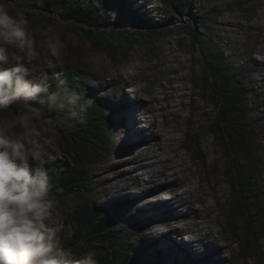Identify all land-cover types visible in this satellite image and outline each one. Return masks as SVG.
<instances>
[{
	"label": "rangeland",
	"instance_id": "rangeland-1",
	"mask_svg": "<svg viewBox=\"0 0 264 264\" xmlns=\"http://www.w3.org/2000/svg\"><path fill=\"white\" fill-rule=\"evenodd\" d=\"M54 1L57 7L49 10L37 0H8L13 14L28 19L37 52L30 68L37 77L47 72L76 75L77 89L87 88L88 97L105 111L103 131L70 127L55 118L23 129L52 157L46 166L58 203L51 222L60 242L77 253L95 251L99 264L113 247L118 258L128 253L130 264H264V25L254 22L264 11V0H190L186 14L177 12L174 0H123L122 8L119 0H104L106 11L120 19L103 28L62 16V2L86 7L90 0ZM49 26L62 44L55 58L49 53ZM81 29L107 40L95 48ZM153 29L160 36H140ZM218 54L244 92V128L254 146L248 174L254 196L238 185L231 128L214 125L220 96L211 69ZM158 84L177 85L182 98L175 99H183L182 156L175 158L182 159L180 166L161 164L153 146L141 148L153 144L149 133L139 131L134 145L126 143L125 121L118 117L126 100L140 94H129L132 87ZM141 100L146 102L147 95ZM135 113L136 128H148L149 122ZM71 172L80 174L82 184L65 183ZM87 204L105 206L120 224L112 229L116 242L101 241L83 224L76 229L75 217ZM166 207V214L155 217L153 211ZM136 210L141 212L133 216ZM193 221L206 227L180 230ZM169 233L194 251L177 260L164 257L153 240Z\"/></svg>",
	"mask_w": 264,
	"mask_h": 264
},
{
	"label": "clouds",
	"instance_id": "clouds-1",
	"mask_svg": "<svg viewBox=\"0 0 264 264\" xmlns=\"http://www.w3.org/2000/svg\"><path fill=\"white\" fill-rule=\"evenodd\" d=\"M47 31L55 58L62 44L53 27ZM36 57L27 17L0 0V264H99L95 251L77 253L57 238L52 157L23 131L41 119L84 125L93 102L60 73L34 76Z\"/></svg>",
	"mask_w": 264,
	"mask_h": 264
},
{
	"label": "trees",
	"instance_id": "trees-1",
	"mask_svg": "<svg viewBox=\"0 0 264 264\" xmlns=\"http://www.w3.org/2000/svg\"><path fill=\"white\" fill-rule=\"evenodd\" d=\"M38 4L46 9L56 8L58 1L54 0H37ZM125 1V0H124ZM124 1L119 0V6L122 8L124 6ZM178 6L179 14H186L187 8L189 6L190 0H174ZM104 0H90L86 7H82L79 4H68L62 2V16L64 19L73 20L78 23L86 24L88 26H97L103 28L112 23L119 22V15L114 17L112 14L106 11L104 7ZM120 14V12H119ZM189 29L194 33L196 26L194 22L188 24ZM84 34L93 38V43L95 48H101L102 44L106 42L107 38L104 36L92 35V31L89 29H81ZM160 36L159 31L153 29L152 31H145L140 33V36ZM103 36V35H102ZM195 38L198 36L194 33ZM214 75V82L218 88V93L220 99L215 100V104L218 106V111L214 119V125L218 126L220 124H227L231 128L229 133V140L231 149L233 152L234 166L235 170L238 172V185L241 191L246 194H251L254 196L253 188L250 187V161L251 156L254 151V146L252 139L249 137L247 131L245 130L247 109L246 103L244 102L241 86L238 82L233 79L229 72V68L222 57L218 54L216 57V63L211 69ZM49 76L54 74V72H47ZM66 79L68 80L70 86L76 90L77 82L76 75L67 73ZM81 93L84 94L86 98L91 99L87 95V88L82 89ZM79 91V90H78ZM92 100V99H91ZM92 108L89 110V115L87 118V123L81 125L82 128L95 131H103L105 111L104 109L97 105L95 100H92ZM212 132L217 133L216 128L212 127ZM252 153V154H251ZM247 160L246 165L241 164L242 159ZM61 181H59L60 183ZM83 178L79 173L71 172L65 177V183H75L82 184ZM242 193V194H243ZM76 229L83 224L85 227L90 228V232L99 238L101 241H113L116 242V238L112 232L113 227L120 226L117 221L113 220L108 209L105 206H99L97 204H87L83 211L75 217ZM115 224V225H114ZM115 254V247L109 250L107 259L103 264H130L127 262L128 253H121V257L118 258Z\"/></svg>",
	"mask_w": 264,
	"mask_h": 264
},
{
	"label": "bare ground",
	"instance_id": "bare-ground-1",
	"mask_svg": "<svg viewBox=\"0 0 264 264\" xmlns=\"http://www.w3.org/2000/svg\"><path fill=\"white\" fill-rule=\"evenodd\" d=\"M132 1L134 2V0ZM254 22L264 25V11L258 12L256 14ZM138 91L140 94H138L137 99L129 97V99L124 103L125 111L123 114L121 113L118 115V117L120 116V120L123 122L125 121V138L128 141L126 143L134 145L136 141L134 137L139 135V131L149 133L154 137L153 144H143L141 148L149 150L151 146H153L157 152L156 158H159L161 164L169 166L172 163H176V165L178 164L177 166H180L179 164L182 163V159L177 161L175 160L177 156H179V158L182 156L179 153V147L183 144V140H181L182 137H180V132L183 130V116L181 107L183 99H181L179 102L175 99L177 96L181 97L179 87L177 85L167 87L165 84H158L154 88L138 86L132 87L128 93L137 95ZM161 93L163 96H158V94ZM143 95H147L146 102L141 100ZM136 111L140 112V120H147L149 122L148 128H136L138 123V118L135 113ZM140 141H144L143 138H141ZM170 168L173 167L170 166ZM166 209L169 208L166 207L153 211L155 212V217H158V219L159 217L161 218L164 214H166ZM136 211H131V214H133V216H137V214L141 212L140 210ZM161 222L162 221H160V223ZM193 227L196 229H202L206 227V225L200 222L194 223L193 221L185 223L180 227V230L187 232ZM149 228L151 229V226ZM207 231L204 233H211V231H208L209 233ZM171 234L172 233H169L168 235H162L161 238L153 240L158 251H161L164 257L177 260L179 258H183L185 253L191 254L194 251L189 243L179 242L177 239L173 238ZM214 239L217 241L219 240L217 236ZM229 245L230 243L228 242L224 243L222 246L226 247ZM218 250H220V247H215V251Z\"/></svg>",
	"mask_w": 264,
	"mask_h": 264
}]
</instances>
